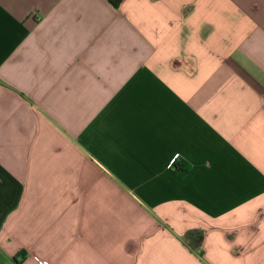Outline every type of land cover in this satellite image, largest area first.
Instances as JSON below:
<instances>
[{"label": "crops", "instance_id": "obj_1", "mask_svg": "<svg viewBox=\"0 0 264 264\" xmlns=\"http://www.w3.org/2000/svg\"><path fill=\"white\" fill-rule=\"evenodd\" d=\"M263 104L264 0H0V264H264Z\"/></svg>", "mask_w": 264, "mask_h": 264}, {"label": "trees", "instance_id": "obj_2", "mask_svg": "<svg viewBox=\"0 0 264 264\" xmlns=\"http://www.w3.org/2000/svg\"><path fill=\"white\" fill-rule=\"evenodd\" d=\"M119 1L120 0H106V2H108L113 7H115ZM170 167L173 169L175 173L181 174L185 170L186 165L178 160H174L171 163Z\"/></svg>", "mask_w": 264, "mask_h": 264}, {"label": "built area", "instance_id": "obj_3", "mask_svg": "<svg viewBox=\"0 0 264 264\" xmlns=\"http://www.w3.org/2000/svg\"><path fill=\"white\" fill-rule=\"evenodd\" d=\"M262 107L264 109V104L262 105ZM173 157H174V155L170 158V160H169L170 162H171ZM35 259H36L38 264H47L46 261H44L43 259H39V258H35Z\"/></svg>", "mask_w": 264, "mask_h": 264}]
</instances>
